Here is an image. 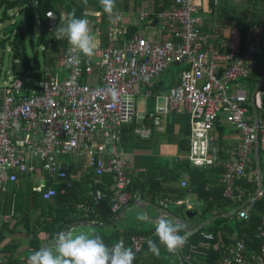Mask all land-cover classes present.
<instances>
[{"label": "built area", "instance_id": "2783aa9c", "mask_svg": "<svg viewBox=\"0 0 264 264\" xmlns=\"http://www.w3.org/2000/svg\"><path fill=\"white\" fill-rule=\"evenodd\" d=\"M46 15L57 39L59 17L54 10L47 11ZM148 15L147 11L141 12L140 21ZM159 16L164 20L168 33L165 38H148L140 34L123 38L120 36L122 30L108 28L106 44L101 51L102 73L97 85H92L91 80L94 67L86 65L81 55L79 63L73 62L69 66L70 55H74L69 53L70 45L61 56L63 66L68 70L66 78H60L58 73L48 74L46 79L34 81L26 89L24 79L0 75L3 84L0 86L3 98L0 112V197L8 185L18 182L19 175L35 172L37 163L50 177L52 186L47 188L39 184L35 190L43 185L41 190L36 191L45 200H50L59 191L66 192L72 181L68 172L62 171L59 160L72 154L84 157L95 183L105 185L102 177L112 175L109 208L119 213L124 205L137 197L127 191L131 178L126 173L125 155L119 146V126L135 124L136 132L147 138L151 135L148 124L161 129L164 115L185 107L189 114L188 163L198 168L219 165L222 172L218 183L222 196L235 202L247 199L246 191L238 185V181L252 167L258 140L260 163L264 165L263 93L258 90L255 96L260 114L257 126L252 108H249L253 92L243 87L232 88V84L247 80L257 67L256 55L264 52L260 37L254 30L248 31L247 52L240 55V30L234 28L228 51L223 55L207 56L212 34L202 30V17L195 0H172L169 9L159 13ZM60 18L66 20L67 14L62 13ZM184 62L188 65L178 70L175 84L168 93L156 97L163 103L160 105L157 102L151 113L138 112L136 100L142 87L144 96H150L157 76L170 66ZM110 89L116 91L115 99ZM220 117L232 123L242 136L240 150L235 152L233 159L224 162L213 157L210 145V132ZM33 132L41 133L39 139L31 135ZM62 184L66 187H61ZM179 186L188 188V182L182 180ZM102 197L103 193L97 190L95 203L102 201ZM262 198L264 185L241 208L236 209V213L241 218H248L250 207ZM169 203V198L160 201L162 206ZM186 205L198 207L200 203ZM0 218L4 221L11 219V214L2 211L1 206ZM258 233L264 239L263 226L258 228ZM201 234L205 239L201 246L218 245L210 242L212 233ZM120 240L134 253H140L146 236L132 235L117 242ZM185 246L178 252L182 253L187 264H193L194 257L204 255L196 244L189 245L187 253ZM223 248L219 264H264V241L260 252H249L241 238L234 239Z\"/></svg>", "mask_w": 264, "mask_h": 264}, {"label": "crops", "instance_id": "0c3cea01", "mask_svg": "<svg viewBox=\"0 0 264 264\" xmlns=\"http://www.w3.org/2000/svg\"><path fill=\"white\" fill-rule=\"evenodd\" d=\"M171 2L172 0H115V11L119 12V17H114L110 20L109 15L104 12L100 0H57V7L61 11V14L66 13L67 17L71 11V4L73 6L77 5V7H82L81 18H86L89 21L90 30L98 42L93 57L88 59L80 54L84 63H87L86 65L94 67L91 76L92 85L98 84L99 77L102 73L100 65L101 51L106 44V33L108 28L115 27L116 29L122 30L120 36H123V38H127L125 32H127V29L129 30L131 28L136 30V33L131 37L140 34L148 38H165L168 36V33L165 30L164 20L159 16V13L167 11ZM195 3L199 15L202 17V30L212 34L211 47L207 51V56L215 54L223 55L228 51L232 30L238 27L236 25H238L241 19L248 18V20H251L252 25H256V20L264 23V0H213L212 2L211 0H195ZM145 11H147L149 15L143 21H140V13ZM62 40L63 39H58L57 41V47H59L60 50L62 48ZM68 45L69 43H67V47ZM63 50H61V55L57 57L54 65L56 68L55 73H58L60 78L69 76L68 70L64 68L61 59ZM257 62L260 64L259 59H257ZM187 65L188 63L186 62L174 64L157 76L154 81V86L151 89L152 94L150 96H144V87H142L136 100L137 111L148 114L155 109L157 102L161 105L163 103L162 99H157L156 97L168 93V90L175 84L178 70ZM242 82L243 80L232 84V88L242 87ZM2 107L3 98L2 94H0V112ZM148 125L151 127V135L147 138H142L136 132L135 124H122L119 126V146L125 155L127 163L126 172L128 175H131L133 179L137 180L138 183L145 185L146 189L143 193H148L147 190H151V186L157 182L160 183L159 187L163 191L161 193L163 194V198H156L151 202L144 199L145 195H142L141 191L138 193L136 192L137 197L133 198L131 202L127 204L122 217L116 223L121 222V220L125 218L131 222V225L126 227L138 226L141 228H151L155 225V221L159 217H166L172 213L176 217L174 218L172 216L173 219L177 222L182 220L187 227H195L198 224H195L194 221L185 219L181 215L177 216L173 211H180L181 207L184 206L188 210L197 209V206L189 207L186 205V203L200 202L197 195L195 193H189L186 194L185 197L179 199L173 198L174 195L166 193L167 190L178 187L180 181L185 180L188 183L190 181L189 174L179 169L183 163H188L186 157L189 149V114L186 108L183 107L178 111L164 115L161 120V129L152 127L151 124ZM31 135H33L35 139H39L41 133L33 132ZM241 142V133L238 129H235L232 123L224 121L222 117L216 120L215 126L210 132L211 154L216 160L224 162L233 159L235 152L240 150ZM59 161L61 166L70 168V174H68H73V178L81 180L87 178L86 176L88 175H92L95 181L93 173L86 166L84 157L71 154L62 156ZM36 165L37 169L35 172L19 175L18 182L8 185L6 192L1 193V209L4 212L10 213L11 219L9 221H4L0 218V234H4L3 239L0 241V264H12L13 261L16 260L27 264V258L33 251L45 246L54 247V244H52L55 242L54 240L47 241L46 234L40 231L37 232L36 230L37 220L39 217H42L43 210L38 206H34V203L39 201L34 200L35 196L39 198L35 188L44 182H46L45 186L47 188L52 186V181L48 174L42 170L39 163ZM190 167L192 168L193 166ZM171 173L174 174L173 180ZM175 175H177V178ZM256 181L258 187V173ZM27 188L29 192H27ZM89 188L90 185L85 184L83 189L78 191L77 198L80 196L83 198L86 197ZM25 191L26 194L24 195ZM34 191L36 193H34ZM39 195L43 198L40 193ZM164 198H169L171 203L162 206L160 201ZM77 207L81 209V203H77ZM91 208L90 205L86 206V209ZM98 212L102 214L100 211ZM140 214L146 216L147 219H138ZM25 215H28V220L23 218ZM81 215L85 216L86 214L83 213ZM94 217L96 218V215ZM78 221H86L89 222V224L74 226L70 230L71 232H105H94L90 227L99 226L105 227L108 230V226H112L111 222L113 220L105 223H97L96 220L85 219H80L76 222ZM117 227L120 229L126 228L121 226L120 223ZM181 236L186 238L184 230ZM38 239L40 242L37 244V248H35V246L34 248L31 247V244H34ZM202 241L199 242V245ZM215 243H219L220 245L221 241ZM202 247L207 248L204 246ZM201 251L204 252V255H198V257L206 255L205 249H201ZM179 264L182 263L180 262Z\"/></svg>", "mask_w": 264, "mask_h": 264}, {"label": "trees", "instance_id": "16d2710c", "mask_svg": "<svg viewBox=\"0 0 264 264\" xmlns=\"http://www.w3.org/2000/svg\"><path fill=\"white\" fill-rule=\"evenodd\" d=\"M212 1L213 0H211V2ZM57 6V0H0L2 20L7 19L9 17L8 11L15 7H17L19 13L25 17L24 26L20 25L18 27L12 26L11 28H7L6 37L0 40V45L2 48H5V44L8 42L11 53L22 64L23 71L21 72L20 78L24 79V87L26 89H28L34 81H42L47 78L48 74L56 72L54 66L56 59L60 56L61 50H65L67 47L68 41L66 38H63L62 40L61 50L55 45L58 39L54 38L55 33L50 29V19L46 15L47 11L54 10L59 17L57 28L66 25L67 20H62L60 18L61 11ZM70 6L71 11L69 14L75 10L76 17L81 18L82 7H77V5L73 6L72 4ZM236 26H238L236 28H239L241 36L240 55L247 52V33L250 30H254V32L260 37V44L264 49V23L256 20V25H252L251 20L244 18L241 19ZM37 28L39 29V34L35 37ZM15 31L16 33L14 36H11ZM25 33H27V36ZM135 33L136 30H133V28L129 30L127 29L125 36L130 38ZM26 38H28V49L31 54H33V58H29L27 54ZM256 58L259 59L260 64L258 63L257 67L247 80H243V83L245 82L252 87V91H254L258 82L264 77V52L256 55ZM41 59H43V62ZM31 63H34V65L31 66ZM262 105L263 107L261 111L264 116V93L262 96ZM249 108L251 109V105H249ZM190 166L191 165L188 163H183L182 166L179 167L180 170L186 171L190 176L188 188H181L178 186L175 189L167 190L166 193L172 194L174 195L173 198L179 199L185 197L186 194L195 193L200 201V207L193 209L195 213L191 216L187 214L188 209L185 206L181 207L180 211H173L177 216L181 215L185 219L194 221L195 224L202 223L212 218L207 225L201 227L198 231L185 238L186 253L187 248L191 244H196L198 248L205 249L206 251L205 256H193L194 259H192V263L219 264L224 245H228L232 243L234 239L240 238L244 240L249 252H260L264 239L259 236L258 228L260 226L264 227V198L258 200L255 205L250 207L248 218H241L238 213H236V209L241 208L242 205L247 202V199L252 197L256 191L257 168L255 160L252 163V167L247 170L246 175L238 181V185L245 189L247 195V199L242 202L230 201L222 196V188L218 183V178L222 172L219 165L215 164L209 168H191ZM261 169L264 178V165L262 163ZM171 175L173 180L174 174L171 173ZM72 176L73 174L69 175V178L72 181V186L68 188L66 192L59 191V193L50 200H44L39 193V198H36L35 196L34 200L39 201H36L34 206H38L43 210L42 217H39L37 220L36 230L37 232L40 231L45 233L47 241L54 240L55 234L60 231H66V229L77 220H96L97 223H105L111 222L119 214L110 210L109 215H102L95 208L96 203L94 195L97 190H100L103 193L101 200L108 208L110 207L109 198L112 195L113 187V178L111 174H106L102 177V181H104L105 185L95 183L92 175V177L88 175L86 176L87 178L81 180H77ZM176 176L177 175H175V177ZM129 177L131 178V184L127 189L129 193L136 195V192L138 193L141 191L142 195H145L144 199L151 202L156 198H163V194H161L163 191L159 187L160 183L156 182L153 184L151 190H147L148 193L144 194L143 192L146 189L145 185L138 183L131 175H129ZM85 184L90 185V193L88 192L87 196L84 198L82 196L77 198L78 191L82 190ZM61 187H66V185L62 184ZM34 193L36 192L34 191ZM130 202L131 200L129 203ZM77 203H81V209L77 207ZM87 205H90L92 208L86 209ZM83 213L86 215H81ZM95 215L96 218L94 217ZM166 217L172 219L178 224L171 215ZM23 218L27 220L29 219L28 215H25ZM108 228L109 229L105 232L95 233L103 239L108 247L115 244L120 238L128 239L132 235L146 236L142 252L135 253L133 264H179L180 262L182 264H187L183 260L182 253L178 251L170 253L165 246L160 244L158 237L154 234L155 225L151 228L132 226L120 229L117 227L116 223L112 224V226H108ZM202 232L212 233L213 239L210 242L213 244L217 241H221V246L218 243L217 246L211 245L208 248H203L199 245V242L204 240L201 234ZM179 234H183L181 226ZM3 236L4 234L1 233L0 241L3 239ZM149 239H152L156 243L159 249L158 255L149 250L147 243ZM39 242V239L36 240L34 243L35 245L31 244V247L34 248L35 246V248H37ZM13 263L25 264L18 260L13 261Z\"/></svg>", "mask_w": 264, "mask_h": 264}, {"label": "clouds", "instance_id": "9594fccd", "mask_svg": "<svg viewBox=\"0 0 264 264\" xmlns=\"http://www.w3.org/2000/svg\"><path fill=\"white\" fill-rule=\"evenodd\" d=\"M100 4L110 20L119 17V12L115 11V0H100ZM48 16L51 17L52 14L49 13ZM56 31L59 35L55 37L66 38L71 46L69 53L74 54L70 55L69 66H72L73 62L79 63L80 54L88 59L94 56L98 42L90 30L89 21L76 17L75 10L68 15L66 25L56 28ZM110 92L115 99L116 91L110 89ZM42 188L43 185L36 190ZM138 219L145 220L147 217L140 214ZM179 231L180 226L170 218L161 216L155 221L154 234L170 253L177 252L186 243ZM54 241V247L45 246L33 251L27 258V264H133L135 260L134 251L125 247L123 240L108 247L95 233L60 231L55 234ZM147 243L149 250L158 255L156 243L152 239Z\"/></svg>", "mask_w": 264, "mask_h": 264}, {"label": "rangeland", "instance_id": "374dc122", "mask_svg": "<svg viewBox=\"0 0 264 264\" xmlns=\"http://www.w3.org/2000/svg\"><path fill=\"white\" fill-rule=\"evenodd\" d=\"M8 15H9V17L7 19L2 20L1 19V11H0V40L2 38L6 37L7 28H11L12 26L18 27L20 25H22V26L25 25V17H24V15L19 13L17 7L10 9L8 11ZM4 33H5V35H4ZM15 33H16V31L14 33H12L11 36H14ZM38 34H39V29L37 28L36 32H35V37H37ZM25 35L27 36V33H25ZM230 39H231V37H230ZM55 45H57V43H55ZM28 47H29L28 38H26L27 54H28L29 58H33V54H31ZM60 55H61V53H60ZM41 61L43 62V59H41ZM33 65H34V63H31V66H33ZM22 71H23L22 64L11 53L8 42H6L5 48H2L0 45V75L5 76V77H11L14 79H18L21 77ZM1 85H2V82L0 81V86ZM242 85H243L242 87L244 89L252 91L251 86H249V85L247 86V84L243 83V82H242ZM43 184L45 185L46 182H44ZM27 192H29L28 188H27ZM25 194H26V191H25L24 195ZM119 223L123 227L131 225V222L125 218L122 219L121 222H118L117 225ZM90 229H92L94 232L107 230L105 227H99V226L90 227ZM102 229H104V230H102Z\"/></svg>", "mask_w": 264, "mask_h": 264}, {"label": "water", "instance_id": "95a60500", "mask_svg": "<svg viewBox=\"0 0 264 264\" xmlns=\"http://www.w3.org/2000/svg\"><path fill=\"white\" fill-rule=\"evenodd\" d=\"M258 90H260V92L264 93V77L258 82V84L256 85L253 93L251 94V108H252V112H253V114L255 116V123H256L257 126L259 125V116H260V114H259V112L257 110V107H256V98H255V96H256V93H257ZM254 160H255L257 173H258V187H257V189L261 190L263 188V185H264V178H263V172H262L261 163H260L259 140L256 142ZM61 168H62V171H66V172H68L70 174V168H67L66 166H61ZM126 207H127V204L124 205L121 208V210L119 211L118 216L111 222V224L116 223L122 217ZM95 208L98 211H100L103 215H107V214L110 213V209L107 207V205L103 201H100V202L96 203ZM189 212H190V214H189ZM194 213H195L194 210H188L187 211V214L190 215V216L192 214H194ZM170 215L173 216L174 218H176L175 215H173L172 213ZM211 219L207 220V221H204L202 223H199L198 225H196L195 227H192V228L191 227H187L182 220H179L178 223L183 228V230L185 232V236L188 237L189 234H191L193 232H196L201 227L207 225L211 221ZM81 224H89V222H86V221L75 222V223L71 224L67 228L66 232L70 231L74 226L81 225ZM54 243H52V244H54Z\"/></svg>", "mask_w": 264, "mask_h": 264}, {"label": "bare ground", "instance_id": "6f19581e", "mask_svg": "<svg viewBox=\"0 0 264 264\" xmlns=\"http://www.w3.org/2000/svg\"><path fill=\"white\" fill-rule=\"evenodd\" d=\"M2 86H3V84H2Z\"/></svg>", "mask_w": 264, "mask_h": 264}]
</instances>
